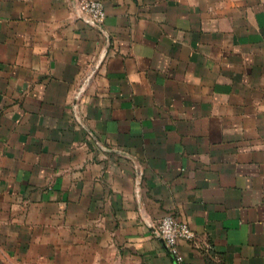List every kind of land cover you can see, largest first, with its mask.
Here are the masks:
<instances>
[{"label": "crops", "instance_id": "obj_1", "mask_svg": "<svg viewBox=\"0 0 264 264\" xmlns=\"http://www.w3.org/2000/svg\"><path fill=\"white\" fill-rule=\"evenodd\" d=\"M100 1L0 0V264H264V0Z\"/></svg>", "mask_w": 264, "mask_h": 264}, {"label": "built area", "instance_id": "obj_2", "mask_svg": "<svg viewBox=\"0 0 264 264\" xmlns=\"http://www.w3.org/2000/svg\"><path fill=\"white\" fill-rule=\"evenodd\" d=\"M76 3L79 17L83 22L92 27L103 26L106 21V11L100 0H76ZM155 235L166 243L169 251L178 261L183 260L179 254L178 242L192 240L195 237L189 224L171 214L160 220L155 229Z\"/></svg>", "mask_w": 264, "mask_h": 264}]
</instances>
